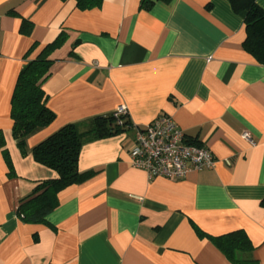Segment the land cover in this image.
Returning a JSON list of instances; mask_svg holds the SVG:
<instances>
[{"label":"crops","instance_id":"1","mask_svg":"<svg viewBox=\"0 0 264 264\" xmlns=\"http://www.w3.org/2000/svg\"><path fill=\"white\" fill-rule=\"evenodd\" d=\"M149 1L82 10L75 0H0V264H232L199 232L238 230L264 264V65L243 47L245 13L229 0ZM61 34L43 83L55 120L24 139L23 153L12 94L32 45L29 60ZM120 106L131 129L80 149L78 169L93 176L59 194L47 225L21 221L20 200L57 176L33 149L67 124ZM163 114L211 151L213 168L169 180L132 166L134 127Z\"/></svg>","mask_w":264,"mask_h":264},{"label":"trees","instance_id":"2","mask_svg":"<svg viewBox=\"0 0 264 264\" xmlns=\"http://www.w3.org/2000/svg\"><path fill=\"white\" fill-rule=\"evenodd\" d=\"M64 1V0H63ZM82 10H91L101 6L103 0H75ZM236 13H245L244 25L246 38L245 51L258 63L264 65V10L257 0H229ZM143 6L152 2L141 0ZM21 31L31 34L32 24L23 20ZM64 35H59L47 44L33 59H28L38 47L34 43L27 52L26 63L19 73L11 98V119L13 137L24 153V139L37 128L48 127L55 120V113L48 107V95L43 83L48 78L53 60L52 53L63 42ZM121 121V123H119ZM132 123L128 115L116 117L114 113L96 116L87 121L71 123L57 130L33 149L34 160L54 171L57 176L37 182L33 191L20 200L17 214L26 224L47 225L49 215L59 205V194L66 188L81 184L90 179L94 171L80 172L78 169L79 153L82 145L91 140L104 139L129 131ZM196 144L194 141H188ZM0 145H4L0 133ZM9 166V176H15L11 160L5 152ZM199 231V230H198ZM232 264H259L252 258L254 247L247 234L234 231L219 237H209Z\"/></svg>","mask_w":264,"mask_h":264},{"label":"built area","instance_id":"3","mask_svg":"<svg viewBox=\"0 0 264 264\" xmlns=\"http://www.w3.org/2000/svg\"><path fill=\"white\" fill-rule=\"evenodd\" d=\"M114 115H128L127 108L120 106ZM134 131L135 137L129 148L131 164L145 171L149 179L160 177L178 180L190 171L211 169L216 164L211 151L204 145L189 143V139L169 115L157 117L144 128L134 127ZM243 137L251 141L248 132Z\"/></svg>","mask_w":264,"mask_h":264}]
</instances>
